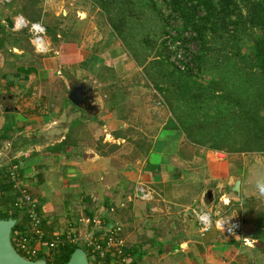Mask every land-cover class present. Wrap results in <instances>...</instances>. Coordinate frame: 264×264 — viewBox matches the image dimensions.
Wrapping results in <instances>:
<instances>
[{"label": "crops", "instance_id": "1", "mask_svg": "<svg viewBox=\"0 0 264 264\" xmlns=\"http://www.w3.org/2000/svg\"><path fill=\"white\" fill-rule=\"evenodd\" d=\"M4 4L0 166L12 162L17 168V189L38 204L43 233L76 235L94 263L89 239H103L119 223L131 264H264V209L252 178L244 179L248 163L235 165L226 151L187 142L164 99L155 114L149 89L136 82L139 72L118 37L108 42L110 33L104 31L106 39L87 15L77 21L81 40L47 35V49L39 50L27 30L28 49L20 38L9 40L22 37V27L11 28L4 18L14 24L23 14ZM74 84L93 97L94 108L87 111L69 97ZM138 136L149 140L142 153L126 143ZM101 137L115 145L112 151L100 150ZM236 175L239 196L230 191ZM209 188L212 200L206 201ZM245 200L250 212H262L261 222L240 215ZM199 209L227 219L239 215L242 228L227 235L212 226L202 234ZM86 216L93 220L85 221ZM33 244L44 257V246Z\"/></svg>", "mask_w": 264, "mask_h": 264}, {"label": "trees", "instance_id": "2", "mask_svg": "<svg viewBox=\"0 0 264 264\" xmlns=\"http://www.w3.org/2000/svg\"><path fill=\"white\" fill-rule=\"evenodd\" d=\"M157 2L146 0L144 3L151 4L153 14L161 16L162 34L170 26L166 19L172 17L173 21H181V29L194 31L192 39L197 41V48L191 50L184 38V54L191 53L193 61L185 70L178 69L168 59L166 44L162 41L156 51L159 57L156 63L152 61L157 75H149L168 101L185 140L228 153L264 152V0H160L159 6ZM166 9L167 15L163 12ZM22 14L29 21L37 20L28 12ZM123 24L120 18L113 27L119 37L126 39ZM45 26L50 38L57 39L51 26ZM22 29H25L22 38L25 35L28 38L25 33L28 29ZM5 36V30L0 27V44ZM204 73L210 77L200 81ZM11 164L0 166V217H16L11 230L14 242L20 233L35 236L33 228H41L43 217L34 199L37 223L31 220L28 202L23 199L15 204L22 193L12 176V173L18 174L17 168ZM52 238L43 233L39 240L46 242ZM78 245L66 241L56 249H49L50 255L44 256L46 264H63Z\"/></svg>", "mask_w": 264, "mask_h": 264}, {"label": "rangeland", "instance_id": "3", "mask_svg": "<svg viewBox=\"0 0 264 264\" xmlns=\"http://www.w3.org/2000/svg\"><path fill=\"white\" fill-rule=\"evenodd\" d=\"M6 1L7 2H2L0 0V3H5L4 5L7 6L9 9L11 8V11H18L21 13L28 12L31 15H33V18L43 22L45 25L49 24L51 26V30H52L51 32L59 34L58 37H60V39L64 38V39L81 40V37L79 35L81 33V30L79 32V26H81L82 23H79L77 21H79L80 17H83L84 15H87V17H89L94 21L97 28L100 29L99 32L104 37H105V33H104L105 30H107L106 31L107 35L110 33L108 42L115 40L113 37L117 36L119 39L118 41L119 47L122 48V50L129 55L130 60H132L133 62V68L137 69V71L139 72L138 76L136 77V82L140 85L146 86L149 89L150 97L154 105H156V107L154 108V113L158 114L157 109L158 107L160 108V106H162V99H164V95L163 92H160L158 89H156L149 75L150 74L157 75V68L155 67V64L152 63V61L156 63V60L159 57L156 51L161 45L163 39V34L161 33L163 28V20L161 16H158L155 12L153 14L151 4L147 5L146 3H144L146 0H130L128 2L125 0H99V1L98 0H6ZM157 1H158L157 6H159L160 0ZM163 12L165 15L169 13L167 9L164 10ZM120 18L124 22L123 26L125 29L126 39H123L121 36L119 37L116 28L113 27L116 21H118ZM167 21H169L170 24L173 21L172 17L167 18L166 23ZM101 23L106 25L100 26ZM84 26L89 30L90 23H87ZM17 30H21V29H16V31ZM28 32L26 31L25 33H27V35L29 36ZM47 33H48V29L46 30L45 37L48 35ZM99 35L100 34L97 33L96 36L99 37ZM87 36L89 35L86 34V37ZM11 37L12 38H10L9 40H14L16 38L22 39L21 41L22 46L30 49L29 46L30 39L26 38L27 37L26 35L24 36V38H22L20 35H17V37L11 35ZM105 38L107 39V37ZM83 40L85 44L87 43V41H89L87 40V38ZM97 41L99 40L95 38L94 43H97ZM131 47H134L135 50L132 51ZM69 49L70 47H68L67 44L62 46V50L65 52L66 50ZM25 50L26 52L32 53V51H28L27 49ZM139 59L142 61L141 63H139ZM201 76H202L201 79L199 78L200 81L202 80L204 81V79L210 77V74L204 73ZM153 87H155V89ZM165 102L167 104V108H169L168 101L166 100ZM169 110H171V108H169ZM152 111L153 109H150V112ZM131 132L132 131H128L127 133H131ZM80 139L83 138L81 137ZM96 141L100 143L99 144L100 150L102 152L112 151L113 147L115 146L113 145V143L108 142L107 140L102 141V137L97 139ZM148 142L149 140L145 138H139V136L137 138H133L132 140L127 139L126 141V143H129L131 147L137 146V148L141 151V153L144 152L145 149L147 148ZM3 154L5 155V152H3ZM229 154L232 157L234 161L233 163L235 165L236 164L243 165L245 161L248 163L247 169L249 173L248 176H246L247 173L246 175H244V179L252 178L253 183L256 184L257 179L264 178V152L233 151L231 153L229 152ZM239 172L240 170L236 174H239ZM236 176H240V175H236ZM258 198L260 200V202H258L259 206H261L262 209H264V197L258 196ZM242 203L243 205H242V209H240V215L242 216L243 214L244 215L250 214V218L258 220V222L260 220L261 222L263 218L262 212H258L257 214H255V211L250 212L248 209L247 201L245 200V202ZM44 254L50 255L48 248L44 249ZM89 262L90 264H95L94 261L91 259V257H89Z\"/></svg>", "mask_w": 264, "mask_h": 264}, {"label": "built area", "instance_id": "4", "mask_svg": "<svg viewBox=\"0 0 264 264\" xmlns=\"http://www.w3.org/2000/svg\"><path fill=\"white\" fill-rule=\"evenodd\" d=\"M14 25L17 28L26 27L30 33L31 40L33 44L41 47L42 49H47L46 43V26L43 22L39 20L29 21L23 15L18 14L15 17ZM181 21H173L170 23V26L167 25L166 32L163 33L162 41L165 42L166 54L168 59L173 62L178 69L185 70L187 66H192L193 61L191 58V53L188 55L184 54V38L187 39L186 44L189 49L195 50L197 48V41L192 39L194 31L190 29L180 28ZM179 26V27H178ZM190 38V40H188ZM224 152V151H223ZM15 168V166H14ZM14 173L12 176L15 178ZM16 185L18 183H15ZM25 200L30 205V216L31 220L35 223L39 221V217H36L35 204L31 196L25 191H22V195L18 197V200L15 204L18 205V201ZM222 201L228 203L227 198H222ZM196 217L199 223V230L201 233H205L211 229L212 226L220 229L224 234L234 235L237 234L243 225L242 217L236 215L230 219L224 218L222 216L213 217L210 210L199 209L195 211ZM85 221L93 220L92 217L86 216ZM97 221H99L97 219ZM34 223V224H35ZM232 226V227H231ZM34 234L22 235L21 233L15 236V241L13 242L14 246L21 254L25 257H34L39 254V246H35L31 242L37 240L41 245L45 246L48 249H56L60 244L65 243L66 241L77 242L78 237L76 235H66L63 234L56 235L52 239L44 242H40V236L43 234V231L40 227L33 228ZM243 241L249 243L247 238L244 237ZM89 244L91 245L95 264H131L129 253L126 250V244L124 237L121 235V225L119 223L112 224L106 231V234L103 239L92 238L89 239ZM23 252V253H22Z\"/></svg>", "mask_w": 264, "mask_h": 264}, {"label": "water", "instance_id": "5", "mask_svg": "<svg viewBox=\"0 0 264 264\" xmlns=\"http://www.w3.org/2000/svg\"><path fill=\"white\" fill-rule=\"evenodd\" d=\"M4 22L11 28H14L13 21L9 16L4 18ZM37 49L41 50V47L37 46ZM84 92L80 90L79 84H74L69 87L68 95L69 97L81 105L84 109L89 111L94 108L95 105L91 103L93 97L90 95H83ZM240 181L241 177H235L232 185L230 186V191L236 196L240 195ZM143 189V188H141ZM141 195V192H138ZM206 201L212 200V190L209 188L205 192ZM16 217H0V264H46V258H29L25 257L16 249L11 238V230L16 223ZM63 264H90L87 251L83 246H76L74 250L69 255L68 259Z\"/></svg>", "mask_w": 264, "mask_h": 264}, {"label": "clouds", "instance_id": "6", "mask_svg": "<svg viewBox=\"0 0 264 264\" xmlns=\"http://www.w3.org/2000/svg\"><path fill=\"white\" fill-rule=\"evenodd\" d=\"M255 188L257 195L259 197H264V178L257 179Z\"/></svg>", "mask_w": 264, "mask_h": 264}]
</instances>
